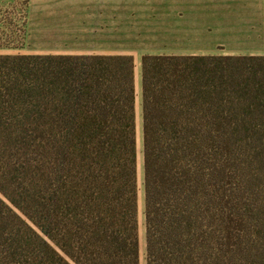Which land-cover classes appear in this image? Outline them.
Returning <instances> with one entry per match:
<instances>
[{"label":"trees","instance_id":"16d2710c","mask_svg":"<svg viewBox=\"0 0 264 264\" xmlns=\"http://www.w3.org/2000/svg\"><path fill=\"white\" fill-rule=\"evenodd\" d=\"M131 56L0 55V264H141ZM146 264H264V56L142 59Z\"/></svg>","mask_w":264,"mask_h":264},{"label":"crops","instance_id":"0c3cea01","mask_svg":"<svg viewBox=\"0 0 264 264\" xmlns=\"http://www.w3.org/2000/svg\"><path fill=\"white\" fill-rule=\"evenodd\" d=\"M67 2L25 5L21 46H15L20 25L19 9L13 6L12 21L0 23L2 41L12 44L0 46V55L131 56L135 72L145 56H264V0Z\"/></svg>","mask_w":264,"mask_h":264},{"label":"rangeland","instance_id":"374dc122","mask_svg":"<svg viewBox=\"0 0 264 264\" xmlns=\"http://www.w3.org/2000/svg\"><path fill=\"white\" fill-rule=\"evenodd\" d=\"M75 4V2H74ZM25 5H69L67 0H52L51 2L44 0H0V23L3 21H12L10 14L13 12L12 7L17 6L19 9V21L20 31L17 43L15 46H21L23 44V21ZM116 5H155V0H117ZM3 30L0 27V46H10L11 41H2ZM14 43V42H13ZM136 72V89H137V130H138V148H139V185H140V225H141V264H146V228H145V191H144V135H143V113H142V67Z\"/></svg>","mask_w":264,"mask_h":264}]
</instances>
